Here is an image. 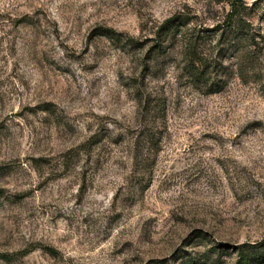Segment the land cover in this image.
I'll return each instance as SVG.
<instances>
[{"label":"rangeland","instance_id":"1","mask_svg":"<svg viewBox=\"0 0 264 264\" xmlns=\"http://www.w3.org/2000/svg\"><path fill=\"white\" fill-rule=\"evenodd\" d=\"M240 246L264 264V0H0V264Z\"/></svg>","mask_w":264,"mask_h":264},{"label":"trees","instance_id":"2","mask_svg":"<svg viewBox=\"0 0 264 264\" xmlns=\"http://www.w3.org/2000/svg\"><path fill=\"white\" fill-rule=\"evenodd\" d=\"M235 23H236V21L230 19V21H229L230 29L235 28V27H232ZM167 28H168L169 32H175L177 30V29H174L175 24H171ZM104 34L110 36L111 38H114V39L117 38L118 39V35H116L112 30L105 31ZM238 264H250V258H249L248 252L245 250L244 246H240V257L238 259Z\"/></svg>","mask_w":264,"mask_h":264}]
</instances>
